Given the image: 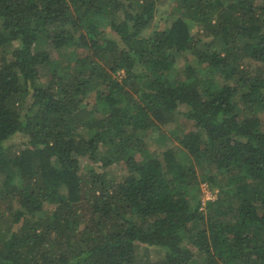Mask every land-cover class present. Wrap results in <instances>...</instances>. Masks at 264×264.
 <instances>
[{
	"label": "trees",
	"instance_id": "trees-1",
	"mask_svg": "<svg viewBox=\"0 0 264 264\" xmlns=\"http://www.w3.org/2000/svg\"><path fill=\"white\" fill-rule=\"evenodd\" d=\"M169 1L0 0V264H264V0Z\"/></svg>",
	"mask_w": 264,
	"mask_h": 264
},
{
	"label": "rangeland",
	"instance_id": "rangeland-1",
	"mask_svg": "<svg viewBox=\"0 0 264 264\" xmlns=\"http://www.w3.org/2000/svg\"><path fill=\"white\" fill-rule=\"evenodd\" d=\"M160 6H159V12L157 14V18L155 17V21L154 23L152 22L151 24V27H156V25L158 26L159 24H161L162 20L163 19H160L161 17L163 16H168L169 13H171V10L174 6V3L173 2H170L169 0H160ZM161 21V22H159ZM99 27H101L102 29H107L108 28L106 27L105 23H100L98 24ZM197 28H198V25L195 24L193 25V30L192 32H196L197 31ZM48 48L50 49V52L52 53V56L56 55L55 53V50L51 47V45H48ZM82 52H84L83 50V47H78L76 49V53L77 55H80ZM70 57V52L67 51L66 52V55H65V59H68ZM64 59V60H65ZM194 63L195 64H198V60L197 58L194 59ZM54 66H57V62H55ZM42 71H44V69H42ZM179 110L180 111H185L186 110V106L185 105H180L179 106ZM171 133H176L177 135H181L183 133H186L188 131H198L194 125L192 124L191 121H188L182 117L179 118L178 120V123L177 124H170L168 126H166V128H164V131H169ZM149 137H148V145H149V150L150 151H156L159 156L161 154V152L164 150V149H168V148H172L175 152H178L179 150H181L180 148V145L179 143L173 139V137L171 136L172 134L171 133H167V136L165 137H162L160 135L159 132H151L149 131ZM12 141H14V143H22L24 142V139L22 138H19V137H14L12 139ZM181 155V154H180ZM182 159H180L181 161H184L185 163L189 164V165H192V160L189 159V160H186L184 157V155L182 154L181 155ZM84 163L81 162L80 163V173H88L86 171V169L83 168V165ZM82 167V168H81ZM124 168H121L120 165H112L108 170V176L109 177H114L116 179L120 178L121 174L124 173ZM197 170V175H198V179L200 180V188L203 190L201 191V198L202 200H208V199H205V198H210V199H214L216 197V190H211L210 188H208L207 186V176L202 174L200 171L199 168H196ZM223 177L219 176L218 179H222ZM203 192V193H202ZM138 254H139V258L142 260V264H146L145 263V259H149L150 261H155L159 258H161L162 254L160 251L158 250H154V249H148V251L143 248L141 246V248L138 250Z\"/></svg>",
	"mask_w": 264,
	"mask_h": 264
},
{
	"label": "built area",
	"instance_id": "built-area-1",
	"mask_svg": "<svg viewBox=\"0 0 264 264\" xmlns=\"http://www.w3.org/2000/svg\"><path fill=\"white\" fill-rule=\"evenodd\" d=\"M205 199H210V198L207 197V198H205ZM202 201H204V200H202Z\"/></svg>",
	"mask_w": 264,
	"mask_h": 264
}]
</instances>
